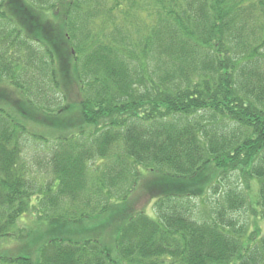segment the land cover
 Instances as JSON below:
<instances>
[{
  "label": "trees",
  "instance_id": "16d2710c",
  "mask_svg": "<svg viewBox=\"0 0 264 264\" xmlns=\"http://www.w3.org/2000/svg\"><path fill=\"white\" fill-rule=\"evenodd\" d=\"M70 70L83 126L53 121ZM194 178L225 189L207 218L204 194L171 190ZM254 181L264 219V0H0V264H264V234L235 217ZM139 190L155 215L118 218Z\"/></svg>",
  "mask_w": 264,
  "mask_h": 264
},
{
  "label": "rangeland",
  "instance_id": "374dc122",
  "mask_svg": "<svg viewBox=\"0 0 264 264\" xmlns=\"http://www.w3.org/2000/svg\"><path fill=\"white\" fill-rule=\"evenodd\" d=\"M67 65L69 67H67V69H72L76 67L75 64V59L74 57L70 56L68 57L67 61H66ZM75 70V69H74ZM67 74V78L65 80L64 84V89H67V93L69 95V106L67 107V111L68 113H64V116H60L58 117V119L53 120L54 122H59V125H65V124H69V123H77L79 122L81 126H83V121L81 119L80 116H77L74 114V107L75 105L78 103L79 101V85L76 84L77 83V74L75 72L72 73V71H68ZM71 77H73L71 79ZM39 110L40 107H37ZM37 109L33 110L31 107L27 106L25 107V113L23 114L24 116V121L25 123H27L29 125V127L35 131L37 134H40L41 132L47 135L51 134H55L56 132H54L53 130H50V127H47L45 124H47L44 121V118H42L39 114L44 115L43 113H41V111H39ZM73 113V114H71ZM66 116V117H65ZM68 116H72L73 120L69 121V119H67ZM62 122V123H60ZM90 123L88 124V126H84L85 130H93V128L89 127ZM64 127V132H58L61 134H64L67 132L65 126ZM35 144V146L33 147L32 145ZM42 147V144H39L36 147V142L35 141H29L28 142V146L27 149L25 151V153H28L30 155H32L35 151H39ZM36 168H38V166L36 165L33 169L35 170ZM32 169V170H33ZM45 172V171H43ZM46 179H50L48 178V176H46ZM132 179L134 180V176H132ZM41 182L44 180V175L41 176L40 178ZM40 182V183H41ZM185 182V188L182 187H174L171 190H177V191H183V192H187L189 190H187L189 187L191 188V191L195 194V195H199V194H204L202 200L198 199L197 200V211L200 213V215L203 214V218H207L210 215V212L212 214L213 209H216V203L215 200L220 199L223 201V193L225 192L224 187H220L218 189V194L213 191L211 188L209 189V186L207 188H204L203 185L201 184V179H186L184 180ZM243 183V182H242ZM233 184V183H232ZM241 185V181L239 182V186ZM258 184L257 182H253L251 184V187L247 189V187H244V193L246 194V198L248 197V207L246 208V210L242 211V212H237L235 214V217L238 218L240 221H242V225H238V227H243V229H246L247 234L252 233L256 227L258 229H260L259 231H261L262 234H264V219L261 218H256L254 216V214L252 213V207H253V200H255L256 197V190H257ZM116 195L117 198L119 200H121V193L118 191H116ZM202 196V195H201ZM108 197V194L105 193L103 194V197L101 198L103 201H106ZM128 198V202H122L119 201L120 204L122 206L117 207V211H120L122 216H119V212H116L119 217H123L125 218V216L128 215V213L131 212H135L136 210H143L145 211V213L149 214V215H155L154 211H153V204L154 202L151 201V197L149 196V194L147 192L141 191L139 190L138 192L136 191L134 193L133 196H127ZM127 203V204H126ZM50 207H52V204L49 205ZM50 207H48L47 209H49ZM41 211V210H39ZM72 211V210H71ZM73 212V211H72ZM52 215V213H51ZM233 215V213H232ZM36 216H38V212L36 210H34V212L32 211L31 213H29L27 216H24L21 221H20V225L21 226H26L25 224L30 222V221H35L36 220ZM47 226H45L46 229H50L51 233H57L59 232L57 235L60 236H65V230L66 227L70 226V223H68V220H59V219H51V220H45ZM121 222V221H120ZM83 223L80 221L76 222L75 227L79 228L80 226H82ZM117 228H111L110 230L106 231V248H108L107 250H109L110 252L112 250H114L116 248V241H117V237H116V232H117ZM63 231V232H62ZM56 235V236H57Z\"/></svg>",
  "mask_w": 264,
  "mask_h": 264
}]
</instances>
